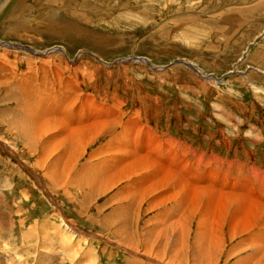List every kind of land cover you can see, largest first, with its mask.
Segmentation results:
<instances>
[{
	"label": "rangeland",
	"instance_id": "374dc122",
	"mask_svg": "<svg viewBox=\"0 0 264 264\" xmlns=\"http://www.w3.org/2000/svg\"><path fill=\"white\" fill-rule=\"evenodd\" d=\"M0 1V42L65 53L36 57L0 46V261L9 245L19 264H51L41 259L62 256L68 234L74 264H91L93 257L98 264H167L172 252L192 255L180 236L190 227L185 239L207 242L217 252L215 264H264V92L249 88L264 90V0ZM81 51L107 64L145 58L161 69L104 65ZM174 61L203 76L246 75L215 84L181 64L166 67ZM44 102L57 108L27 111ZM152 135L177 140L178 171L173 160H157L167 155ZM85 142L70 179L60 175L52 185L50 171ZM157 147L162 154L154 153ZM120 171L133 172L114 184ZM77 179L98 187L80 188ZM178 179L205 194L195 212L190 196L178 192ZM86 192L93 195L85 199ZM256 204L263 207L259 215L246 208ZM129 208L133 218L139 214L129 232L136 228L146 241L159 242L167 249L161 259L116 240L117 212ZM60 217L73 232L63 230ZM29 229L35 231L24 241ZM192 256L181 264H191Z\"/></svg>",
	"mask_w": 264,
	"mask_h": 264
},
{
	"label": "bare ground",
	"instance_id": "6f19581e",
	"mask_svg": "<svg viewBox=\"0 0 264 264\" xmlns=\"http://www.w3.org/2000/svg\"><path fill=\"white\" fill-rule=\"evenodd\" d=\"M252 9H255V7L254 8H252ZM251 11V10H250ZM252 12V11H251ZM143 63V62H142ZM145 63V62H144ZM56 74V73H55ZM32 103H36L35 101H33ZM88 103V102H87ZM92 105V104H91ZM50 104L47 102V103H43V104H40V105H38V106H35L34 107V110L31 108V107H29V109L27 110V111H29V112H32V111H35V112H38V113H44V112H46V111H51V110H53V109H56L55 107H54V105L53 106H51V108H50ZM72 109V108H71ZM103 115V114H102ZM113 116V115H112ZM108 117V116H107ZM15 118V116H13V118H12V124H13V127L14 128H16L18 125H17V123H16V120L14 119ZM104 119V118H103ZM94 123V122H93ZM96 126H98L99 127V129L101 130V129H103V128H105V127H103L102 125H97V123H96ZM85 146H87V143L85 142V143H77L76 145H75V148H74V150H73V152H72V154H71V156H70V158L68 159V160H63V162H61L60 164H58L57 166H55L51 171H50V173L52 174V176H54L53 178H51V179H49V182L52 184V185H57V183H59V179L61 178V176L60 175H63V179H65L66 180V178H69V176H70V174H71V171H73L72 169L74 168V161L76 160V158L79 156V155H81V150L80 149H82V150H84L85 149ZM80 151V152H79ZM124 160V159H123ZM134 160H137V158H135ZM138 160H141V159H139L138 158ZM210 162H214V161H210ZM168 163V162H167ZM137 167V168H136ZM133 168H136L134 171H142V166L141 165H132V169ZM89 171L91 172V173H93V172H100V170H98V171H95V170H92V169H89ZM103 171V170H102ZM75 172V171H74ZM73 172V173H74ZM122 171H120L119 172V176H115L114 177V179H112V181H114V184H116L118 181H119V179L120 178H122V177H128V176H130V174L133 172V171H128V172H125L124 174H122L121 173ZM72 173V174H73ZM102 173V172H101ZM141 174V173H140ZM49 176V175H48ZM143 176V175H142ZM47 178V177H46ZM72 178V177H71ZM70 179V178H69ZM150 179V178H149ZM189 179V178H188ZM78 180V183H79V186H80V188H81V186L83 187V186H94V185H98V184H88V183H85V182H83V181H79V179H77ZM76 180V181H77ZM190 180V179H189ZM64 181V180H63ZM75 181V180H74ZM135 182H137V181H135ZM55 183V184H54ZM64 183H65V181H64ZM63 183V184H64ZM77 183V184H78ZM109 183V182H108ZM101 184V188H103V189H105V188H109V184ZM145 183V182H144ZM154 184L156 183V182H153ZM194 183H196V182H194ZM135 184V183H134ZM205 184V183H204ZM133 185V184H132ZM136 185H139V182L136 184ZM153 185V184H152ZM158 185V184H157ZM157 185H155V186H157ZM78 186V185H77ZM140 186V185H139ZM149 186H150V184H149ZM187 186V184L185 183V182H183V181H181V180H179L178 179V192H180V193H185V194H187V195H189L190 197H188L189 199H188V203H190V205H191V208H192V210H194V212H195V210H197V208H198V206H200L199 204L203 201L202 200V197H204L203 195H205L203 192H195V191H193L192 189H188L187 187L188 186H190L189 184H188V186ZM98 187V186H97ZM142 186H140L139 188H141ZM148 187V186H147ZM191 187V186H190ZM193 187V186H192ZM195 187H197L198 188V185L197 186H195ZM138 188V189H139ZM149 188V187H148ZM196 188V189H197ZM135 189V188H134ZM207 189H208V187H207ZM209 191V190H208ZM135 193V192H134ZM137 193V192H136ZM86 194H87V196H86ZM85 196V199H87L88 197H90V196H92L93 195V193L92 192H86L85 194H84ZM140 195V194H139ZM209 195V194H208ZM210 195H211V192H210ZM137 197H140L141 199H143V197H144V195H142L143 197H141V195L140 196H138V195H136ZM87 197V198H86ZM163 197V196H162ZM176 197H178V195L176 196ZM180 197V196H179ZM210 198V197H209ZM157 199V198H156ZM155 199V200H156ZM211 201H214V199H212ZM230 201H232L231 199H230ZM158 201H156V203H157ZM161 202V201H160ZM218 203H221V201H219ZM155 204V203H154ZM187 204V203H186ZM152 205V204H151ZM150 205V206H151ZM149 206V207H150ZM187 206H189L188 204H187ZM246 208L247 209H249V210H251V211H255V210H257V215H259V214H261V210H262V206L260 205V204H256L255 206L254 205H250V206H246ZM254 208H256V209H254ZM134 209V208H133ZM133 209H122V210H120L121 212H117L118 213V215H119V218H118V221H117V224H119V225H117L116 226V228L113 230V234H114V236L116 237V240L118 241V242H120L122 245H124V246H126V247H128L129 249H133V250H137V249H140V248H142V250L144 251V253H146L147 255H150V256H155L157 259H161L163 256H165L166 255V250L167 249H165L164 247H162L161 245H159V242H158V244H155V243H151V240H150V242H148V241H146L145 239H144V235L141 233V234H139L138 233V230L135 228L133 231H131V232H129V229L131 228V226H130V228H129V225H132V223H134L133 221L135 220V219H137V217H138V213H136L135 214V216H134V218L132 217L133 216ZM139 208H137V210H138ZM153 209V208H152ZM151 209V210H152ZM187 210V209H186ZM135 212V211H134ZM160 212V211H159ZM100 213V212H99ZM164 213V215H165V212H163ZM197 213V212H196ZM163 216V214L161 215V217ZM189 216L190 215H188V220H189ZM139 218V217H138ZM156 219V218H155ZM192 219V218H191ZM110 219L109 218H107V217H104L103 219H102V222H105V223H111L110 221H109ZM63 221V220H62ZM159 221V220H158ZM163 221V220H162ZM187 221V220H186ZM115 223H116V221H115ZM137 223H138V221H137ZM134 224H136V222L134 223ZM179 224V223H178ZM232 224H235V223H233V222H228V221H226V225L228 226V228H232ZM61 225H62V223H61ZM137 225V224H136ZM217 225V224H216ZM236 225V224H235ZM246 225V223L244 224V226ZM180 226H184V224H182L181 223V225ZM70 227V226H69ZM185 227V226H184ZM37 228V227H36ZM190 228V227H189ZM188 227H186L185 228V230L186 231H184L183 229L180 231V236H181V238L184 240V242H185V244H189V245H191L192 247V255H194V253H195V251H196V255L195 256H192V255H190V251L189 250H187V252H185V256H183L182 254H181V257H180V254L178 253V256L176 255V254H170L169 255V261L167 262V264H181V262H183L184 263V261H188L189 259H190V256H192V261H193V264H215V258H216V261H217V252H216V250H213L212 249V247L207 243V242H204V241H200V242H195V241H192L191 243H190V241H189V238H188V240L187 239H185V236H189V234H190V229H189ZM39 229V228H38ZM62 229V228H61ZM31 229H29V231L27 232V233H25V237L23 238V240L25 241H29V239H31L32 238V233H34V229H32L31 231H30ZM73 229H71V231H72ZM131 230V229H130ZM249 230V229H248ZM40 231L41 230H39V235L41 234L40 233ZM62 231V233H64L63 232V230H61ZM66 231H69V230H66ZM57 232H58V229H57ZM73 232V231H72ZM75 233V232H74ZM136 237V240L134 239V236L132 235V234ZM230 233L233 235V236H235L234 235V233H233V231H231L230 230ZM61 234V233H60ZM65 234V233H64ZM70 234H72L71 232H70ZM78 234V233H77ZM77 234H75V236L77 235ZM177 234V233H176ZM52 235H54L53 233H52ZM142 235V236H141ZM151 235V234H150ZM59 236V235H58ZM57 236V237H58ZM69 236H71V235H69ZM69 236H68V234H67V236H63L62 238H61V243L62 244H64V243H67L66 244V250L68 251V250H70V252L72 253V251H71V249H73V248H71L70 247V244H68V238H69ZM216 237L217 236H219V233H216V235H215ZM65 237H68V238H65ZM203 237V236H202ZM201 237V238H202ZM70 238H72V236L70 237ZM77 238H78V236H77ZM148 240H149V238L148 237H146ZM58 240H59V245H60V239L59 238H57ZM67 239V240H66ZM77 240V239H76ZM78 240H80V239H78ZM70 241H71V239H70ZM75 241V240H74ZM77 242V241H76ZM155 242V241H154ZM176 242V241H175ZM78 243V242H77ZM72 244V243H71ZM162 244V243H161ZM180 244V243H179ZM64 246V245H63ZM62 246V247H63ZM72 246V245H71ZM1 248V247H0ZM71 248V249H70ZM77 248V247H76ZM157 248V249H156ZM3 249V248H2ZM52 251H53V248H50ZM63 249V248H62ZM176 249V248H175ZM65 252L64 251V253H63V255L62 256H55V254H54V256L52 257L51 255V257L52 258H50L49 260L47 259V258H45V257H43L41 260L42 261H45V262H51V264H61L63 261H65V262H70V263H72V264H74L73 263V261H72V256L70 255L71 253H68V252ZM75 251H76V249H75ZM49 252H50V250H49ZM178 252V251H177ZM176 252V253H177ZM181 252H183V251H181ZM57 253V252H56ZM75 253H77V252H75ZM174 253H175V251H174ZM2 254V253H1ZM86 254H88V252H86ZM48 255V254H47ZM79 256H81V255H79ZM196 256H198V257H196ZM3 257H4V260L3 259H1V260H3V261H0V264H19L18 263V259H19V255H18V253L16 252V250L15 249H13L12 247H10L9 245L7 246L6 245V249L4 250V255H3ZM48 257V256H47ZM21 258V257H20ZM178 258L179 259H181L182 261H178ZM21 260V259H20ZM127 261V260H126ZM126 261H125V263H126ZM192 261H191V264H192ZM98 261H97V259L95 258V257H93V261H92V263L91 264H98L97 263ZM133 263H136V261H132ZM165 262V261H164ZM64 263V262H63ZM23 264V263H22ZM42 264H46V263H42ZM79 264V263H78ZM138 264V263H137Z\"/></svg>",
	"mask_w": 264,
	"mask_h": 264
}]
</instances>
